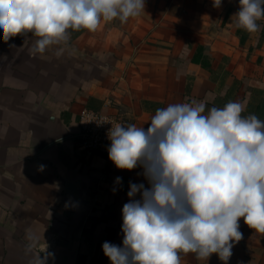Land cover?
<instances>
[{
    "label": "crops",
    "instance_id": "obj_1",
    "mask_svg": "<svg viewBox=\"0 0 264 264\" xmlns=\"http://www.w3.org/2000/svg\"><path fill=\"white\" fill-rule=\"evenodd\" d=\"M238 11L239 0H145L126 23L69 30L67 45L36 55L38 37L5 43L0 29V264H30L45 249L47 264H111L103 243L123 246L129 182L149 185L140 167L80 151L84 109L125 112L146 130L169 104L204 101L207 112L240 101L242 115L264 120V19L250 34L235 27ZM239 224L227 264H264V234ZM180 255L181 264H224Z\"/></svg>",
    "mask_w": 264,
    "mask_h": 264
},
{
    "label": "clouds",
    "instance_id": "obj_2",
    "mask_svg": "<svg viewBox=\"0 0 264 264\" xmlns=\"http://www.w3.org/2000/svg\"><path fill=\"white\" fill-rule=\"evenodd\" d=\"M221 5L213 0L214 8ZM144 9L145 0H0V29L5 43L31 33L39 39L30 53L44 54L49 46L67 45L69 30L95 32L102 22L126 23ZM234 16L237 29L257 33L264 0H239ZM244 111L240 101L206 112L204 101L192 100L157 109L146 130L111 124L109 160L120 170L142 168L149 185L129 182L123 246L102 245L111 264H181V253L203 260L216 254L227 264L243 238L240 218L264 234V120ZM37 239L29 237L30 252ZM42 253L33 252L30 264L53 257Z\"/></svg>",
    "mask_w": 264,
    "mask_h": 264
},
{
    "label": "built area",
    "instance_id": "obj_3",
    "mask_svg": "<svg viewBox=\"0 0 264 264\" xmlns=\"http://www.w3.org/2000/svg\"><path fill=\"white\" fill-rule=\"evenodd\" d=\"M133 124V119L125 112L99 111L86 108L79 115L80 132L77 144L81 152H96L108 157V131L111 124Z\"/></svg>",
    "mask_w": 264,
    "mask_h": 264
}]
</instances>
